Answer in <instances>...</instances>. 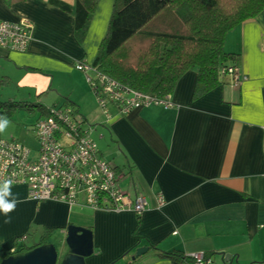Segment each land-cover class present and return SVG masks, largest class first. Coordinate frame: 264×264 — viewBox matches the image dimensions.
<instances>
[{
  "label": "crops",
  "instance_id": "crops-1",
  "mask_svg": "<svg viewBox=\"0 0 264 264\" xmlns=\"http://www.w3.org/2000/svg\"><path fill=\"white\" fill-rule=\"evenodd\" d=\"M114 1H99L80 43L74 16L56 7L59 2L73 8L76 0H0L1 22L32 25L24 54L0 48V108L35 109L47 91L67 96L62 104L75 107L85 127L102 126V148L109 142L104 151L92 130L102 158L114 163L128 199H145L147 210L141 216L92 213L59 202L35 203L27 188H11L8 199L20 202L7 217L0 212V264L42 245L59 248L70 227L93 235L94 253L85 264H182L161 258L175 253L204 254L212 264H264V11L226 38L225 53L247 78L241 87L221 86L194 100L198 74L191 71L172 95V110L151 107L121 116L110 106L105 115L93 101L89 114L74 90L85 78L79 65L94 64ZM43 116L42 109L29 113L35 118L31 134ZM32 140L34 149V135ZM140 249L148 252L134 261Z\"/></svg>",
  "mask_w": 264,
  "mask_h": 264
},
{
  "label": "trees",
  "instance_id": "trees-1",
  "mask_svg": "<svg viewBox=\"0 0 264 264\" xmlns=\"http://www.w3.org/2000/svg\"><path fill=\"white\" fill-rule=\"evenodd\" d=\"M99 1L76 0L73 8L56 2L58 9L74 16L80 43L87 37ZM263 11L264 0H115L92 68L125 89L157 100L172 97L180 80L197 71L193 97L198 100L231 85V78L221 75L226 68L238 67L236 58L225 53L227 35ZM21 107L30 108L25 104L11 108ZM2 115L13 118L10 113ZM161 258L193 262L177 253Z\"/></svg>",
  "mask_w": 264,
  "mask_h": 264
},
{
  "label": "built area",
  "instance_id": "built-area-1",
  "mask_svg": "<svg viewBox=\"0 0 264 264\" xmlns=\"http://www.w3.org/2000/svg\"><path fill=\"white\" fill-rule=\"evenodd\" d=\"M31 34L32 25L26 21L18 24L0 21V48L24 54ZM79 69L105 115L110 106L121 116L151 107L174 109L170 96L163 100L150 98L99 75L92 66L80 64ZM221 75L230 77L233 87H241L247 81L239 67L226 68ZM92 132L77 120L73 108L67 104L47 110L32 129L34 149L14 140H0V184L10 180L11 188H27L28 198L35 203L52 201L92 213L128 211L143 215L148 207L146 200L128 199L115 170L102 158ZM158 205L164 206L161 198ZM189 257L192 264H212L204 254Z\"/></svg>",
  "mask_w": 264,
  "mask_h": 264
},
{
  "label": "rangeland",
  "instance_id": "rangeland-1",
  "mask_svg": "<svg viewBox=\"0 0 264 264\" xmlns=\"http://www.w3.org/2000/svg\"><path fill=\"white\" fill-rule=\"evenodd\" d=\"M204 1L208 3L211 0H204ZM78 85L79 86H76V88L74 89L76 92V97L78 100L82 101L80 105L84 107V110L87 113L91 114L96 108L95 106V104H97L96 98L91 92L90 87L87 85L85 78ZM53 95H54L53 91L51 93L47 91V94L43 95V97L40 99L41 102L39 103L41 104L35 105L36 107L35 109L29 106L30 108L21 107V109H17L16 111H14V109L12 110L11 107H7L3 111H0V113L4 112V113L13 114V118L11 120L12 122L8 119L10 123L7 129L5 130V132L1 133L2 135H1L0 140H4V141L14 140V141H17L25 145L28 148L34 146V141L32 140V134L30 130L33 124L35 123V118H30L29 113L38 112L40 109H42V114L46 115L47 110L60 106L62 105V103L68 101L67 96L62 97V96H57L56 94L55 96ZM90 96L92 99L90 98ZM93 101L96 103L94 104ZM27 118H30V119H27ZM26 119L29 121L28 131L30 132V134L26 129L27 127ZM86 128H90L92 130L95 128L93 139L96 141V143L99 144L101 149L104 151V149L107 148V146L109 145V142H107V145H105V148H102L101 144L103 143V141L100 140V136H99L102 133H104L102 126H93L92 124H86ZM113 165L114 163H112V166ZM57 240H58V235L52 236V238H50V241L53 244H56Z\"/></svg>",
  "mask_w": 264,
  "mask_h": 264
},
{
  "label": "water",
  "instance_id": "water-1",
  "mask_svg": "<svg viewBox=\"0 0 264 264\" xmlns=\"http://www.w3.org/2000/svg\"><path fill=\"white\" fill-rule=\"evenodd\" d=\"M59 246L42 245L27 253L12 255L1 264H85L94 253L93 235L88 230L70 227ZM147 252V249L138 250L134 261ZM228 260L230 258L226 257V261Z\"/></svg>",
  "mask_w": 264,
  "mask_h": 264
},
{
  "label": "clouds",
  "instance_id": "clouds-1",
  "mask_svg": "<svg viewBox=\"0 0 264 264\" xmlns=\"http://www.w3.org/2000/svg\"><path fill=\"white\" fill-rule=\"evenodd\" d=\"M10 121L6 117H0V133L5 132L9 125ZM11 184L12 182L10 180L4 181L2 184H0V212H3L5 216L7 217L10 212H12L17 203L20 202L17 199L9 200L8 197H10L11 194ZM11 218L9 217L5 223H10Z\"/></svg>",
  "mask_w": 264,
  "mask_h": 264
}]
</instances>
